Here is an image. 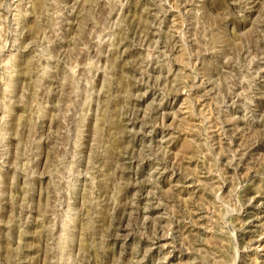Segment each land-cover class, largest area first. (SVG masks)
Here are the masks:
<instances>
[{
    "label": "rangeland",
    "instance_id": "374dc122",
    "mask_svg": "<svg viewBox=\"0 0 264 264\" xmlns=\"http://www.w3.org/2000/svg\"><path fill=\"white\" fill-rule=\"evenodd\" d=\"M0 264H264V0H0Z\"/></svg>",
    "mask_w": 264,
    "mask_h": 264
}]
</instances>
